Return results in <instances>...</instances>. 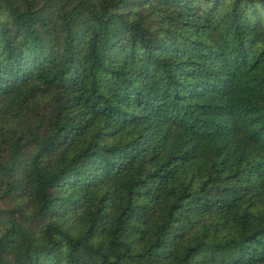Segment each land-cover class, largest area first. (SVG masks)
<instances>
[{
    "label": "trees",
    "instance_id": "16d2710c",
    "mask_svg": "<svg viewBox=\"0 0 264 264\" xmlns=\"http://www.w3.org/2000/svg\"><path fill=\"white\" fill-rule=\"evenodd\" d=\"M0 264H264V0H0Z\"/></svg>",
    "mask_w": 264,
    "mask_h": 264
}]
</instances>
